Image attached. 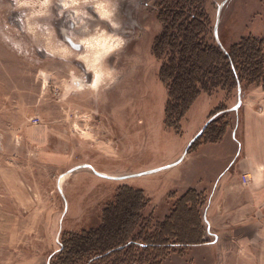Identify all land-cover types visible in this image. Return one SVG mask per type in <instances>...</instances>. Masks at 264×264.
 <instances>
[{"label": "rangeland", "instance_id": "374dc122", "mask_svg": "<svg viewBox=\"0 0 264 264\" xmlns=\"http://www.w3.org/2000/svg\"><path fill=\"white\" fill-rule=\"evenodd\" d=\"M96 1L0 0V264H50L65 231L96 225L122 184L144 187L152 198L145 195L142 214L160 222L184 208L185 192L198 196L202 243L176 249L161 264H264V164L248 163L242 143L243 105L261 86H240L236 110L237 88L211 97L227 107L213 116L222 117L224 133L188 153L217 144L199 155L217 153L214 183L205 184V171L200 180L186 174L183 164L137 176L182 155L201 101L179 133L166 128L161 62L151 54L161 30L157 0H103L106 19ZM203 7L209 38L221 46L264 38V0H205ZM104 36L111 49L93 63L102 82L90 87L81 57L93 60L98 47L74 48L67 37L94 44ZM257 135L264 160V133Z\"/></svg>", "mask_w": 264, "mask_h": 264}, {"label": "trees", "instance_id": "16d2710c", "mask_svg": "<svg viewBox=\"0 0 264 264\" xmlns=\"http://www.w3.org/2000/svg\"><path fill=\"white\" fill-rule=\"evenodd\" d=\"M204 3L156 1L161 30L154 38L151 54L161 62L157 77L166 89L163 125L175 133L202 93L212 96L220 90L230 92L245 83L264 90V38L248 35L228 48L218 45L209 38L211 23ZM225 109L218 104L208 118ZM213 118L205 123L187 153L198 140L215 143L221 139L225 123H220V116ZM148 200L142 189L117 186L112 199L104 203L96 225L65 231L50 264H161L176 249L202 243L194 190L181 196L179 204L183 201L184 208H174L161 222L152 215L143 216Z\"/></svg>", "mask_w": 264, "mask_h": 264}, {"label": "crops", "instance_id": "0c3cea01", "mask_svg": "<svg viewBox=\"0 0 264 264\" xmlns=\"http://www.w3.org/2000/svg\"><path fill=\"white\" fill-rule=\"evenodd\" d=\"M259 88L260 90L257 91V89ZM215 95H212V96L206 95L209 98V101L207 104L205 103L206 102L205 99H203L202 97H199L197 99L198 101H201L199 108H198L200 117H198V122L193 126L192 130L189 131L190 137L186 141H184V143H182L180 147L182 155L188 143L195 137V135L203 128V126L207 122V114L219 104V102L211 103V99H212L211 97H214ZM247 97L248 98L245 100V103L243 105V112H242V116H243V121H242L243 141L242 143H243V149H244V158L247 160L248 163H251V164H254V163L264 164V160L259 159V153H260L259 149L261 147V144L257 142V139L260 138L257 135V133L258 134L264 133V129L262 128L264 126V90L261 87H252L251 90H249ZM195 115H198V114H195ZM185 122H186L185 120L182 121L183 125ZM212 145L213 144L202 146V148H204L203 151L213 150L215 147H212ZM213 146H217V144H214ZM263 148H264V145L262 149ZM203 151L199 150V151H196L195 153L192 152L193 155H191L190 153H186L183 157L182 155L180 157H177L170 164L177 162L182 157V159L178 163L175 164L176 166L181 165V164L186 165L187 169L185 170V173L186 174L193 173L199 180L201 179V177H203L202 173L205 171L204 178L206 180L203 179L206 182L205 184L208 185L209 184L208 182L214 183L219 175L218 174L219 157L218 155H216L217 153H215L213 154L214 156L209 154L211 156L202 158L199 155H201ZM170 164H166L162 167H165ZM162 167H157L154 169H158V168L163 169ZM139 189H142L147 197L152 198L151 194H148L149 192H147V190L144 187H139ZM225 194L228 195V193H225Z\"/></svg>", "mask_w": 264, "mask_h": 264}, {"label": "bare ground", "instance_id": "6f19581e", "mask_svg": "<svg viewBox=\"0 0 264 264\" xmlns=\"http://www.w3.org/2000/svg\"><path fill=\"white\" fill-rule=\"evenodd\" d=\"M96 2L95 3L97 4V6L99 8L96 11L98 13V17L105 18L106 19L107 16H108V12H107V10L104 7H102V6H104V1L103 0H97ZM67 38L70 39L69 37H67ZM107 41H106V36L101 37V39L100 38L97 39L94 42V44H90L89 42H86V41H83V40L82 41H79V42H73V41H71L73 43H77L80 47H82L84 49L90 48L92 50V48L94 47V45H96L98 47L97 50H96V52H95V54H94V59L93 60L89 59L85 55L84 56L82 55V57H81L83 59V61L82 60L81 61L85 63V65H84L85 68L88 69L90 71V73H91V80H90L91 82L89 83L90 87H95L96 88V87H98L99 83L102 82V72H101V70H99V67H97V65H95L93 63L100 62L101 55L104 52H107V51H109L111 49V46L108 45V42ZM161 170H163V169H159V171H161Z\"/></svg>", "mask_w": 264, "mask_h": 264}, {"label": "water", "instance_id": "95a60500", "mask_svg": "<svg viewBox=\"0 0 264 264\" xmlns=\"http://www.w3.org/2000/svg\"><path fill=\"white\" fill-rule=\"evenodd\" d=\"M215 32H216V27H215ZM215 35H216V33H215ZM215 39H216L217 44L221 46L219 40L217 39V36H215ZM67 41H68V43H69L72 47H74V48L79 47L78 44L71 42V40H68V39H67ZM237 94H238V98H239V100H238V103H237V105H236V107H235V110L239 107V105H240V103H241V101H240V94H241V88H240V85H238V87H237ZM201 132H202V129H201V130L195 135V137H194V138L188 143V145H187V147H186V149H185V151H184L182 157L187 153V151L189 150V147L191 146L192 142H193V141H194V140H195V139L201 134ZM182 157H181L177 162H175V163H173V164H170V165H167V166H165V167H169V166H171V165H175L176 163H178V162L182 159ZM165 167H162V168H165ZM156 170H159V169L149 170V171H146V172L138 173V174H136V175L138 176V175L146 174V173H150V172H153V171H156ZM132 176H135V175H129V176H126V177L129 178V177H132Z\"/></svg>", "mask_w": 264, "mask_h": 264}, {"label": "flooded vegetation", "instance_id": "af4514ba", "mask_svg": "<svg viewBox=\"0 0 264 264\" xmlns=\"http://www.w3.org/2000/svg\"><path fill=\"white\" fill-rule=\"evenodd\" d=\"M71 27H72V24H71Z\"/></svg>", "mask_w": 264, "mask_h": 264}]
</instances>
